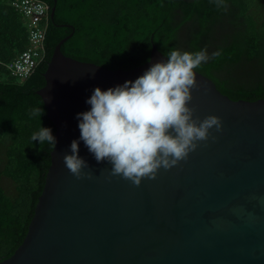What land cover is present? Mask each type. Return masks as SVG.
Masks as SVG:
<instances>
[{
	"label": "water",
	"instance_id": "1",
	"mask_svg": "<svg viewBox=\"0 0 264 264\" xmlns=\"http://www.w3.org/2000/svg\"><path fill=\"white\" fill-rule=\"evenodd\" d=\"M69 37L35 92L56 127L45 185L22 244L0 264H264V98L234 100L194 69L199 87L190 106L201 119L221 118L223 129L211 130L216 139L140 186L110 177L111 166L80 140L93 178L78 179L63 157L80 138L77 114L90 110L94 89L135 81L167 57L152 44L146 63L110 69L65 55Z\"/></svg>",
	"mask_w": 264,
	"mask_h": 264
},
{
	"label": "trees",
	"instance_id": "2",
	"mask_svg": "<svg viewBox=\"0 0 264 264\" xmlns=\"http://www.w3.org/2000/svg\"><path fill=\"white\" fill-rule=\"evenodd\" d=\"M44 58L26 80L6 63L29 43V29L14 0H0V261L22 244L43 191L54 146L32 141L44 126L56 127L37 92L56 45L75 59L110 69L146 63L153 45L165 53L207 49L196 68L234 100L264 98V0H42ZM55 7L53 17L51 10ZM153 44V45H152ZM213 53L219 55L213 56ZM44 109L42 116L31 110Z\"/></svg>",
	"mask_w": 264,
	"mask_h": 264
},
{
	"label": "clouds",
	"instance_id": "3",
	"mask_svg": "<svg viewBox=\"0 0 264 264\" xmlns=\"http://www.w3.org/2000/svg\"><path fill=\"white\" fill-rule=\"evenodd\" d=\"M216 3L226 8L223 0ZM165 55L166 59L153 63L135 81L106 91L94 89L86 100L90 110L77 114L80 138L72 141V154L63 157L71 174L78 179L93 178L89 164L79 155L80 140L98 163L111 166L110 177L140 186L145 178L156 179L160 169L170 170L186 161L201 142L216 139L211 130L223 129L221 118L208 115L201 119L190 106L192 90L199 87L194 69L210 59L208 50L173 49ZM42 113L40 107L31 110L32 116ZM31 140L55 148L57 144L52 129L44 126Z\"/></svg>",
	"mask_w": 264,
	"mask_h": 264
},
{
	"label": "built area",
	"instance_id": "4",
	"mask_svg": "<svg viewBox=\"0 0 264 264\" xmlns=\"http://www.w3.org/2000/svg\"><path fill=\"white\" fill-rule=\"evenodd\" d=\"M13 4L26 19L29 43L20 55L6 63V67L12 76L26 80L44 58V21L48 17V5L42 0H14Z\"/></svg>",
	"mask_w": 264,
	"mask_h": 264
}]
</instances>
